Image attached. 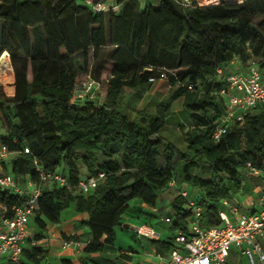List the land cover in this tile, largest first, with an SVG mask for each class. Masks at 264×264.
<instances>
[{"label": "trees", "instance_id": "16d2710c", "mask_svg": "<svg viewBox=\"0 0 264 264\" xmlns=\"http://www.w3.org/2000/svg\"><path fill=\"white\" fill-rule=\"evenodd\" d=\"M139 1L125 0L111 12L109 38L107 13L93 12L82 0H0V58L9 52L16 72L14 95L0 94V127L7 133L0 144L17 152L0 161V169L37 179L38 159L47 171L64 173L72 185L106 174L88 194L57 183L43 185L31 218L37 243L27 240L22 264H51L49 248L40 243H47L49 224L60 225L70 207L88 215L83 225L89 239L86 258L63 256L61 264H106L92 255L115 244L117 228L126 225L124 215L133 212L130 203L156 206L172 180L176 187H189V197L203 207L206 227L221 223L224 200L238 201L241 191L264 182L247 169L248 162L264 167V104L248 112L243 124L229 123L219 140L214 136L226 108L220 91L227 86L217 68L229 73L233 61L246 66L254 60L264 72V0H222L186 10L174 0H157L136 13L133 3ZM109 44L114 48L98 76L88 72L78 80L72 56L82 53L89 67ZM88 76L100 83L94 99L75 93L76 84ZM151 78L166 79L171 92L153 112L142 108L131 118L120 104L124 88L150 85ZM180 98L190 113V127L183 128L185 150L162 134ZM25 146L31 153L23 152ZM23 201L24 196L0 187L2 211L12 215V207ZM185 201L181 194L174 197L172 222L161 219L165 234L149 238L146 248L162 255L180 248L176 234L189 230ZM64 238L78 241L75 235Z\"/></svg>", "mask_w": 264, "mask_h": 264}, {"label": "built area", "instance_id": "2783aa9c", "mask_svg": "<svg viewBox=\"0 0 264 264\" xmlns=\"http://www.w3.org/2000/svg\"><path fill=\"white\" fill-rule=\"evenodd\" d=\"M85 5L96 13H111L121 9L125 0H82ZM143 0H141L142 2ZM157 1V0H155ZM180 9L207 7L219 4L221 0H174ZM145 5V4H144ZM234 64V61H233ZM225 73L222 67L217 72L227 82L220 93L226 97V108L216 126L214 136L217 140L228 130L229 123H244L248 112L264 104V72L256 61H250L246 66H238ZM152 82L157 79L151 78ZM100 83L91 76L76 84L75 93L79 98L94 99ZM24 153H31L28 146ZM17 152L9 146L0 144V161H9ZM37 179L25 176L16 177L12 172L0 169V187L15 194L24 196V201L12 207L9 215L0 209V264H22L23 247L28 239L37 243L31 235V218L39 209L43 185L57 183L68 189H77L83 194L90 193L106 178L104 172L85 177L77 185H72L68 177L61 171H47L38 159L34 160ZM249 173L264 178V167L247 163ZM177 186L176 181L170 182ZM255 193L243 190L239 194L243 200H224L225 208L220 210L221 223L206 227L202 223L203 207L189 197L187 190H179L178 194L186 198L184 213L189 215V230H179L176 241L180 248L171 251L169 255L156 254L145 247L143 256L150 258L156 264H230V253L238 248L251 264H264V182L254 188ZM249 194V195H248ZM165 223H171V217L162 218ZM140 243L144 239H158L159 233L150 224H140L134 228ZM79 241L63 238L61 247L79 252Z\"/></svg>", "mask_w": 264, "mask_h": 264}, {"label": "rangeland", "instance_id": "374dc122", "mask_svg": "<svg viewBox=\"0 0 264 264\" xmlns=\"http://www.w3.org/2000/svg\"><path fill=\"white\" fill-rule=\"evenodd\" d=\"M224 1L235 2V0L234 1L233 0H224ZM242 1H240V2H242ZM149 2H155V0H143L142 2L140 0L138 4L133 3V5L135 6L134 8H135L136 13H139L140 11H142L144 9V6H145L144 4H148ZM220 2H222V0ZM112 14L111 13L105 14L106 31H107L109 38L111 37V33L114 29L113 28V21H112L113 20ZM261 18L262 17H257L256 20H261ZM1 26H2V22H1ZM115 30L117 31V28H115ZM111 50H112V46L110 44L107 45L106 47L102 48L99 59H96L95 61H93L91 58L90 59V65L91 66H89V67L86 66V64H84V61H83L84 58H83L82 53H77V54L73 55L72 58H73V61L75 62V65H76V74H77L78 80L83 79L84 76L88 72H91L93 76L97 77L101 63L105 60L106 57L109 56ZM9 59H10V63H11V71H9V72H1L0 71V94L6 95L8 97H12L16 91V85H15V73L16 72H15V67L12 64V59H11L10 53H9ZM143 91H146V88H143ZM170 92H171V87L167 83V80L166 79H164V80L160 79L157 81V83H155V86H153V89L150 90L148 93L143 92L144 93L143 94L142 91H140L139 93H133V92L129 91L126 94V92H125V94L123 95V97L120 101L121 108L127 112H128L129 108H130V110H133L135 108L136 112H138V110H140L142 108H145L149 112H153L156 109V107L159 105L161 100L166 95H168ZM140 93L142 95H140ZM173 107H174V110H176V111H174L171 114V116L169 118L170 121L165 126L162 134L164 136H166L168 139L174 140L177 145H180V147H182V146H184V137L181 136L180 133L183 132V128H188V126L183 125V124H189L190 113L188 110L183 108L181 101H175ZM131 115H133V113H131ZM169 123H172L171 126H169ZM170 127L172 129H170ZM177 127H179V128L177 129ZM6 135H7L6 131L0 127V139ZM11 165L12 164L10 163V167H11ZM81 172L84 176L87 175L86 167L81 166ZM20 178L23 179V177H20ZM179 190L189 191L190 189L186 184H181V185H179V187L170 185L166 189L162 190L158 196L159 198H158V204H157V206H158L157 211H153L151 208L144 206L140 200H135V201L131 202L130 206L133 209V212L130 214H131L132 218L130 217V219H128V221L131 224L127 222V227H125L124 229L119 228L117 230L116 246H120V247L122 246L121 247L122 249L132 246V248L138 249L141 252H143L145 247H142L141 245L144 246L146 243H148V241L145 239L146 241H144L143 243H140L137 238L133 237L132 224L137 223L136 220H134V219L136 217H139V216L144 217L148 220L147 222L149 224L155 226L156 229H158L160 232H162V230L165 229L167 226L161 222V218L166 216L167 214H169L172 211L171 202L174 199V197H176L178 195ZM248 193H252V191H248ZM253 193H255L254 188H253ZM240 199L244 201V197L242 195H240ZM72 210H74V208L70 207L63 212V214H62L63 220H65L67 218V216L70 214V212ZM126 217H128V215H124L125 220H126ZM31 223L32 224L34 223L33 219L31 220ZM49 226H50V229H49L50 232H53V231H56L59 229L58 225L53 226V225L49 224ZM66 227L69 228V225L66 224V222H64L62 224V228H66ZM87 230H88V228H87ZM50 234L51 233H49V235ZM84 235H85V233L83 235H81L79 233L75 235V236H78V241L80 242L79 243V252L76 253V255H74L75 256L74 258L76 260H79V258L81 256H86L83 252V249H84L85 244L89 238L85 237ZM54 236H55V240L52 237H50L49 240L45 241L47 243L43 242L40 244L44 248L50 247L49 252H51V253H58L59 251H62V250L65 251L61 247V240L64 238V235H62L58 231L54 234ZM121 254H122V256H119V257H123V253H121ZM61 256H68V254L66 253V254L61 255ZM105 256L106 257H113L110 253L105 254ZM92 257H95V256L92 255ZM123 258L128 259V257H123ZM103 261L106 264H116L117 263L116 262L117 260H112V259H106ZM59 263L61 264V262H59ZM91 264H93V263H91ZM134 264H138V263H134ZM233 264H251V262L246 256H240L239 255L233 261Z\"/></svg>", "mask_w": 264, "mask_h": 264}, {"label": "crops", "instance_id": "0c3cea01", "mask_svg": "<svg viewBox=\"0 0 264 264\" xmlns=\"http://www.w3.org/2000/svg\"><path fill=\"white\" fill-rule=\"evenodd\" d=\"M112 46V45H111ZM114 48V46H112V49ZM238 66H241V67H243V65L241 64V62L239 61V60H235L234 61V64L231 66V69H233V68H236V67H238ZM157 81L158 80H156V81H154V82H151L150 83V85H147V86H144V87H140V88H129V87H126V88H124V91H123V94H122V97H123V95L125 94V92H126V94L129 92V91H131V92H133V93H139L140 91H142V93L144 92V93H148L150 90H152L153 89V86H155V83H157ZM143 88H146V91H143ZM143 93V94H144ZM140 95H142L141 93H140ZM175 101H181V104H182V106H183V98H180V99H177V100H175ZM174 101V102H175ZM174 102H173V104H172V113L174 112V111H176V110H174ZM121 104V103H120ZM183 108H184V106H183ZM124 111V110H123ZM125 113H127L131 118H136L137 116H138V114H137V112H136V109L134 108L133 110H130V108L128 109V112L127 111H124ZM131 113H133V115H131ZM171 124L172 123H169V126H171ZM183 125H186V126H188V127H190V122H189V124H183ZM179 127H177V129H178ZM170 129H172L171 127H170ZM162 133H163V131H162ZM180 135L181 136H183V132H181L180 133ZM164 136V135H163ZM164 137H166V136H164ZM167 138V137H166ZM168 139V138H167ZM168 140H170L171 142H173L175 145H177L176 143H175V141L174 140H172V139H168ZM179 148H181V149H183V150H185V149H187V143L185 142V140H184V146H182V147H180V145H177ZM135 201V200H134ZM133 202V201H132ZM143 203V205L144 206H147V207H149V208H151L153 211H157V209H158V206L156 205V206H152V205H149V204H147V203H145V202H142ZM166 216H168V214L166 215ZM166 216H164V217H166ZM130 217L132 218V216L131 215H129L127 218H126V220H125V223H126V225H127V222L128 223H130L129 221H128V219H130ZM164 217H162V218H164ZM161 218V219H162ZM88 220V215L86 214V213H78V212H76L75 210H72L71 212H70V214L67 216V218L65 219V220H63V216H62V222H61V224L60 225H58L59 227V229L58 230H56V231H53V232H50L49 231V229H50V226H48V228H47V230L44 232V235L45 236H48L49 238L50 237H52L54 240H55V236H54V234L56 233V232H60L62 235H64V237L65 236H74V235H76V234H81V235H83L84 233L86 234L88 231H89V229L87 230V228L88 227H84V222L85 221H87ZM134 220H136V224H132V232H133V237H135V238H137L136 237V235H135V232H134V228H135V226H138V225H140V224H145V223H147V219L146 218H144V217H136ZM162 221V220H161ZM64 222H66V224H68L69 225V228H62V224L64 223ZM131 224V223H130ZM149 224V223H148ZM125 228V226L123 227V229ZM156 228V227H155ZM119 228H117V230H118ZM31 232H30V235L34 238V236H35V234L38 232V228L35 226V225H33V224H31ZM117 230H116V233H117ZM157 231H158V233H159V238L161 237V236H163L164 234H165V232H166V230L165 229H163L162 230V232H160L158 229H156ZM49 233H51L50 235H49ZM146 240L148 241V239L146 238ZM145 239H144V241H146ZM144 241H142V243L144 242ZM146 243V242H145ZM144 243V244H145ZM147 244V243H146ZM145 244V245H146ZM144 245V246H145ZM122 247V246H121ZM120 246H116V240H115V244L112 246V248H106L102 253H99V254H95L94 256L95 257H98V258H102V259H104V260H106V259H112V260H117L116 262V264H134V263H138V264H156L153 260H151L150 258H148V257H145V256H143V254H141V251L140 250H138V249H134L133 251H131L129 248L130 247H128V248H121ZM132 247V246H131ZM141 247V246H140ZM50 248V247H49ZM129 249V250H128ZM141 249V248H140ZM148 249V248H147ZM149 250H151V249H149ZM68 254V256H73V257H75L74 255H76V253H78V252H75L74 250H72V249H69L68 251L67 250H65V251H59L58 253H51V252H49V254H48V261L51 263V264H60L59 262H61V258L63 257V256H61V255H64V254ZM108 253H110L113 257H106L105 256V254H108ZM121 253H123V254H128V256H130V257H128V259H124L123 257H119V256H122V254ZM244 256L242 253H241V251L238 249V248H233L232 250H231V253H230V264H233V261L238 257V256ZM123 256H125V255H123ZM86 258V256H81L80 258Z\"/></svg>", "mask_w": 264, "mask_h": 264}, {"label": "bare ground", "instance_id": "6f19581e", "mask_svg": "<svg viewBox=\"0 0 264 264\" xmlns=\"http://www.w3.org/2000/svg\"><path fill=\"white\" fill-rule=\"evenodd\" d=\"M0 71L1 72L11 71V63L9 59V53L7 51L4 52L2 57L0 58Z\"/></svg>", "mask_w": 264, "mask_h": 264}, {"label": "water", "instance_id": "95a60500", "mask_svg": "<svg viewBox=\"0 0 264 264\" xmlns=\"http://www.w3.org/2000/svg\"><path fill=\"white\" fill-rule=\"evenodd\" d=\"M125 227H127V225H125Z\"/></svg>", "mask_w": 264, "mask_h": 264}]
</instances>
